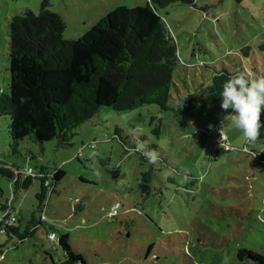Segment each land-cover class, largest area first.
<instances>
[{
	"label": "rangeland",
	"instance_id": "374dc122",
	"mask_svg": "<svg viewBox=\"0 0 264 264\" xmlns=\"http://www.w3.org/2000/svg\"><path fill=\"white\" fill-rule=\"evenodd\" d=\"M41 2L0 0V95L10 83L9 19L26 8L39 13ZM135 2L51 0L50 9L65 23L63 38L74 40L112 10ZM195 3L197 7L173 2L159 9L178 49L172 95L190 92L202 102L214 70L233 71L238 64L250 79L264 76L259 48L264 0ZM245 46L251 47L250 57L241 52ZM220 103L218 97L202 115L191 109L179 117L173 99L168 110L156 104L123 111L105 107L76 130L72 147H58L54 139L42 150L26 139L18 153L9 146L10 117L0 115V164L32 167L35 173L41 166L49 173L58 168L66 172L53 193L48 190L44 211L49 222H42L44 212L35 232L22 241L13 236L5 242L8 235L0 233V244H5L0 264L62 262L61 232L88 264H185V254L194 259L190 264H254L249 258L239 260L235 252L246 248L264 256V161L256 157L264 153V143L247 144L227 116L231 110L224 112ZM139 141L159 152L155 164L134 151ZM143 172H151L149 192L140 187ZM0 185L4 203L14 185L3 177ZM39 190L40 180L34 179L14 201L22 233L28 225L32 233L29 222ZM116 202L122 204L118 216L112 215ZM35 213L37 219L42 216ZM202 224L209 229L202 230ZM52 231L57 239L48 237Z\"/></svg>",
	"mask_w": 264,
	"mask_h": 264
},
{
	"label": "trees",
	"instance_id": "16d2710c",
	"mask_svg": "<svg viewBox=\"0 0 264 264\" xmlns=\"http://www.w3.org/2000/svg\"><path fill=\"white\" fill-rule=\"evenodd\" d=\"M136 1V4L112 10L91 30L74 40L63 38L65 23L50 9L51 0H42L37 14L26 8L10 17V83L8 92L0 95V115L10 117L9 146L13 153H18L20 143L26 139L42 150L44 143L54 139L58 141V147H72L76 130L105 107L123 111L156 104L162 110H168L169 101L173 99L177 105L173 109L177 117L191 109L202 115L208 105L220 97L221 86L230 75L240 71L249 78L241 64L233 71L225 67L215 69L202 102L190 92L183 95L177 90L173 96L172 86H177L174 72L178 49L159 9L173 2L194 7L197 4L195 0ZM259 48L264 51V38ZM250 51L249 46L241 49L245 57H250ZM21 98H25L24 103ZM261 120L264 122V113ZM159 131L160 124L155 128L157 134ZM115 133L119 136L117 131ZM257 141L264 143V128ZM80 151L82 153V149ZM263 156L264 153L256 155L261 161H264ZM40 168L35 173L32 167L22 170L14 164H0V177L9 179L14 185L12 197L4 203L1 201L4 190L0 185V211L9 204L16 210L17 217L14 201L19 192L27 190L34 179H39L35 211L44 214L48 190L53 193V187L62 181L66 172L58 168L49 173L45 166ZM150 174H142L140 187L143 192H149ZM231 210L236 214V208ZM35 211L29 222L33 224L32 233H29L30 225L22 233L17 218V224L7 228L5 233L9 238L5 242L13 236L22 241L35 232L41 221L36 218ZM200 227L209 229L203 224ZM58 243L64 252V260L60 263L53 260V264L89 263L86 256L72 246L66 232L59 234ZM4 246L0 244V254ZM185 256V264L194 262L191 256ZM235 256L239 260L249 258L254 264H264V256L251 249L240 248Z\"/></svg>",
	"mask_w": 264,
	"mask_h": 264
},
{
	"label": "clouds",
	"instance_id": "9594fccd",
	"mask_svg": "<svg viewBox=\"0 0 264 264\" xmlns=\"http://www.w3.org/2000/svg\"><path fill=\"white\" fill-rule=\"evenodd\" d=\"M220 92V107L224 112L231 110L227 115L235 128L240 130L247 144L255 143L264 128L261 120L264 113V76L250 79L244 72L237 71L230 75L222 84ZM25 98H21V103ZM225 118V117H224ZM223 121L220 128V138H223ZM213 125H209V130ZM134 151L141 155L150 163L155 164L159 159V152L150 148L147 141L137 142Z\"/></svg>",
	"mask_w": 264,
	"mask_h": 264
},
{
	"label": "built area",
	"instance_id": "2783aa9c",
	"mask_svg": "<svg viewBox=\"0 0 264 264\" xmlns=\"http://www.w3.org/2000/svg\"><path fill=\"white\" fill-rule=\"evenodd\" d=\"M31 169H29L28 172H30ZM120 207V202H117L113 206L112 214L116 215L118 214ZM17 224V217H16V210L13 209L11 205H7V207L0 212V233H5L8 231V227H12ZM50 239H56L57 235L55 232H52L48 235Z\"/></svg>",
	"mask_w": 264,
	"mask_h": 264
},
{
	"label": "crops",
	"instance_id": "0c3cea01",
	"mask_svg": "<svg viewBox=\"0 0 264 264\" xmlns=\"http://www.w3.org/2000/svg\"><path fill=\"white\" fill-rule=\"evenodd\" d=\"M45 214H46V215H45V219H44V214H42L41 217L39 216L38 219L41 220V221L44 219L42 222H49V219H47V218H48V215H47L46 212H45ZM41 218H43V219H41ZM20 224H21V223H20ZM52 232H54V231H52Z\"/></svg>",
	"mask_w": 264,
	"mask_h": 264
}]
</instances>
